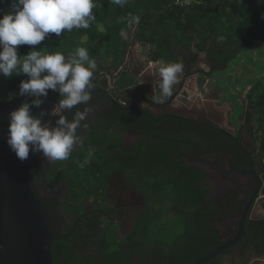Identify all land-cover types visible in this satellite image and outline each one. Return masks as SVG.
I'll return each mask as SVG.
<instances>
[{"label": "trees", "instance_id": "1", "mask_svg": "<svg viewBox=\"0 0 264 264\" xmlns=\"http://www.w3.org/2000/svg\"><path fill=\"white\" fill-rule=\"evenodd\" d=\"M94 2L97 4L93 9L96 20L89 28L62 32L59 37L50 33L38 45H23V55L35 49L40 50L42 55L60 52L67 57L75 48L84 47L90 58L96 60L94 74L98 72L101 61L110 57H113L112 66L116 69L118 58L123 55L120 48L122 37L119 33L121 29L128 31L130 27L122 23L121 19L129 14L139 15V24L131 25L134 39L150 46L152 51L150 50L149 58L152 60H175L174 48L180 47L191 54L190 63L205 52L210 61V72L223 71L238 54L247 52L257 42H264V0H190V3L182 5L175 4V0H128L124 7L111 3V0ZM0 10L9 11L10 0H0ZM98 25L103 27L102 31H99ZM85 35L87 38L83 41ZM100 53L101 57L104 55L106 58L104 61L99 58ZM122 75L123 80L133 82L125 78V70L118 78ZM27 79L24 74H14L8 78L0 76V98L18 106L24 102L30 103L31 97L18 95L20 82ZM248 86L244 96L247 103L243 124L255 135L254 140H258L257 151L264 158V82L258 79ZM52 92L49 90L48 94ZM36 109H31L35 115ZM143 119L147 126L143 127L144 132H154L155 116H144ZM200 129L191 119L166 114L156 132L161 135L170 133L169 138L199 143L194 137L195 133H189L188 130ZM181 130L183 131L180 132ZM204 131L209 143L229 151L236 160L237 167L251 166L240 146L225 132L209 128ZM95 143L100 157L105 155L103 144L100 145L102 140L96 138ZM80 153L75 152L74 156ZM108 153L109 157L117 160V149L111 146L106 150V154ZM173 155L174 151L169 146H158L151 141L147 143L146 139L140 147L126 155L124 166L121 162L104 163L101 158L98 162H90L85 166L93 180L98 179V173L105 165L108 169L123 171L147 193L150 202L128 238L119 237L114 231L117 237L111 236V240L107 242L105 253L102 252L103 260H95L92 264H134L132 260L135 256H140V251L144 255L155 251V255L159 253L157 255L163 257L159 256V260H168L170 264H182L183 253H186L183 264H190L204 258L221 245L211 222L221 214V210H217V205L208 200L210 189L205 182L204 172L187 162L185 167ZM255 160L260 167L258 170L264 171V159ZM69 163L71 168L68 174L72 175L70 187L74 189V193L76 191V194L78 192V195L86 196L87 187L91 188L92 185L79 188L77 184L81 179L88 180L90 176L80 172L77 163ZM222 215L229 216L230 212ZM245 225L246 241L227 249L206 264H248L251 259L260 258L264 254V219H247ZM161 230L171 235H158L162 233ZM120 239L126 240L121 244ZM184 239L186 246L183 245ZM62 247L63 253L60 254ZM73 251L69 240H55L52 245L53 264H77L78 256H74ZM225 256L230 258L225 259Z\"/></svg>", "mask_w": 264, "mask_h": 264}, {"label": "flooded vegetation", "instance_id": "2", "mask_svg": "<svg viewBox=\"0 0 264 264\" xmlns=\"http://www.w3.org/2000/svg\"><path fill=\"white\" fill-rule=\"evenodd\" d=\"M205 59L209 72L205 73L199 70L198 73L201 72L204 75L200 76L202 79H205L211 73L207 55ZM103 64L104 62L101 61L98 72L93 73L92 77L93 87H99L103 92L92 87L90 106L93 111L86 121L89 126L83 132V147L74 149L70 158L64 161L49 164L40 153H33L28 162V173L34 192L54 218L56 233L59 237L56 241L69 240L74 248L72 254L78 256L79 261L77 264H82V262L92 264L95 260H103L102 252L105 253L106 244L111 240V236H116L114 231L119 237L128 238L136 227L138 219L144 215L150 204L147 193L137 183L131 181L128 175L120 170L108 169L106 165L99 171L98 179L94 180L91 174H87L85 167L83 169L79 167L80 172H84V175L87 174L90 177L88 180L81 179L77 186L84 188L92 185V187H87L86 196H80L78 192L76 194V191L74 193V189L70 187L72 175L68 174L71 168L69 161L78 164L87 156L89 150L93 153L91 162H98L101 158L104 163L113 161L114 164H119L118 162H121V165L124 166L127 159L126 155L131 153L133 149L136 150L138 146L140 147L147 139V143L151 141L158 146H169L174 151V159L183 163L185 167L186 162L192 166H198L204 172L205 182L210 189L209 202L217 205V210H221L219 217H214L211 220L212 227L216 231L221 244L235 237L239 228L238 221L256 190L257 194L248 210L244 228L247 219H251V215L261 216L259 207L264 203L261 202L264 198V171L258 170L260 167L255 158H258V160L263 158L259 155L258 149L254 147V142L250 136H246L248 126L243 124L240 130L237 129L236 132H231L226 127L216 123L214 118H209L211 122L207 123L206 119L202 117L200 119L184 117L195 121L201 128L199 131L188 130L189 133H195L194 137L200 141L199 143L186 142L185 139L169 138L170 133L166 135L157 134V129L164 122V116L174 114L165 112L158 114L156 108L157 106L165 107L175 103L178 94L177 89H179L177 83L172 95L163 102L155 101L148 90H137L139 87L143 88L145 86L143 81H136V84L132 82L135 87L130 92L125 94L116 93L113 89L116 88L120 73H116V76H114V72L107 67L108 64ZM185 67L186 71H191L193 63L189 64L188 62ZM153 84L152 86L156 85ZM184 96L186 97V94ZM199 98H197V101H199ZM42 99H47L50 103L49 105L47 103L43 104L41 108V111L48 113L58 100V93L53 91L48 94L47 98ZM13 110L15 109L8 108L9 113ZM74 111L75 108L68 112L69 119H71ZM144 116H155L154 125L156 130L154 132H144L143 127H147L144 123ZM41 119L43 123L51 122L54 125L55 119H58V117H49L46 114ZM206 128L225 132L240 146L246 157H248L246 152L252 156L254 170L260 179L259 186L251 172V166L237 167L236 160L228 150L217 148L215 144L209 143L204 131ZM183 130L186 131V129ZM96 133L100 136L94 137ZM96 138L102 140V149L105 155L101 157L95 143ZM111 146L119 152L118 161L115 157H109V153L106 154V150ZM75 152L81 153L74 156ZM119 168L122 167L119 166ZM229 212L231 217L224 219L222 214ZM246 234L245 228V236L238 241L239 243L240 241H246ZM125 240H121L120 243L122 244ZM184 240L183 245L186 246V239ZM62 249L63 247L60 254L63 253ZM139 254L140 256L137 255L132 260L134 264H170L168 260H159L161 255L158 256L159 253L155 255V251L149 253L150 255H144L142 251ZM228 258L230 257L225 256V259ZM185 261L186 253H183L182 264Z\"/></svg>", "mask_w": 264, "mask_h": 264}, {"label": "clouds", "instance_id": "3", "mask_svg": "<svg viewBox=\"0 0 264 264\" xmlns=\"http://www.w3.org/2000/svg\"><path fill=\"white\" fill-rule=\"evenodd\" d=\"M127 2L111 0L120 7ZM95 7L94 0H10V10H0V76L26 75L28 79L20 82L18 95L32 98L30 103H22L8 115L6 143L20 161L26 160L31 150L51 164L69 159L74 149L83 147V132L89 126L86 121L93 111L90 101L97 63L84 47L75 48L66 57L60 52L42 55L35 49L19 56L17 46L38 45L50 33L59 37L62 32L87 29L96 20ZM139 21V15L132 14L121 19L128 26ZM119 35L127 39L125 29ZM158 72L159 101L163 102L172 95L184 66L167 63ZM49 90L58 93V100L49 113L33 114L31 109L40 107ZM74 108L69 119L68 112ZM46 114L58 117L54 125L42 123L41 118ZM92 155L89 150L78 167L83 169L89 164Z\"/></svg>", "mask_w": 264, "mask_h": 264}, {"label": "water", "instance_id": "4", "mask_svg": "<svg viewBox=\"0 0 264 264\" xmlns=\"http://www.w3.org/2000/svg\"><path fill=\"white\" fill-rule=\"evenodd\" d=\"M93 88L103 92L99 87L94 86ZM46 103L50 104L47 99H43V103L37 109V116L41 113L42 105ZM208 103L213 102L205 101L207 110L214 109ZM8 108L14 109L13 103L0 98V264H53L52 245L59 238L54 218L38 198L30 182L28 162L33 153L30 150L29 157L20 161L6 143L9 125ZM156 111L158 114L165 112L186 118H196L190 116L192 110H188L183 105L157 106ZM204 119L207 123L211 122L209 118ZM246 153L251 163V172L259 186L260 179L254 170L252 156ZM256 194L257 190L253 193L239 220V228L235 237L191 264L208 263L245 236L244 223ZM262 218L264 216L251 215V219Z\"/></svg>", "mask_w": 264, "mask_h": 264}, {"label": "crops", "instance_id": "5", "mask_svg": "<svg viewBox=\"0 0 264 264\" xmlns=\"http://www.w3.org/2000/svg\"><path fill=\"white\" fill-rule=\"evenodd\" d=\"M175 4H177V3H175ZM92 24H94V22ZM93 27L94 26H92V28ZM97 27H98L99 31L103 30V27L101 25H98ZM86 38H87V36L85 35V36H83L82 40L84 41V40H86ZM120 48H121L123 55L118 58L119 64H118L117 68L115 69V67L112 66L113 57H110L105 61L103 60L105 62L103 65L108 64L107 67L111 71L113 69L115 75H116V73H120L118 75V77L121 75V72L123 70L128 71V72H126L127 74L129 73V74L133 75L131 77V80L134 82V84H136V81H140V82L143 81L145 86L143 88L139 87L137 90H141V89H142V91L148 90L151 92L150 96L155 101H157V100L159 101V93H160V90L158 87L159 80H160L159 72H158L159 68L161 66L167 64V63H182L184 66V72L178 79V82H177V85L179 87V89H177L178 94L176 95L175 103L172 105H174V106H178V105L186 106V108L188 110H190V111L192 110L191 113L193 115L192 114H189V115L196 117V118H201V117L202 118H214L216 123L226 127L231 132H234V131L236 132L237 129L240 130V128L242 127L243 123L245 122V115H243L240 118V122H239L238 126L230 125V119H229L230 107H229V105L227 104V106H225L224 109H221V106L219 105V103L216 102L215 97L212 100V98L208 99L205 96V94H203L206 91V88H207L206 85H202V87L201 88L199 87L200 89H198L197 81L200 80L201 75L203 76V74L201 72L198 73V71L200 70V71L205 72V73L209 72V67H208V64H207L206 59H205V56H206L205 52L200 53L197 60L192 62L193 63L192 70L187 71V73L191 72L193 74L191 79L194 80V84H193L194 87L190 86V89H188L186 87L187 84H186V67L185 66H186V63L189 62L191 54L187 50H182L180 47H175L174 48V55H173L176 58L175 60L166 59V58H159V59L152 60L149 58L150 57L149 53L152 51V49H150V46L148 44L144 45V43L138 42L134 39V31L131 28V26L129 27V29L127 31V39L122 38ZM18 55L23 56L22 49H20ZM100 57H101V55L99 56V58ZM21 59H22V57H21ZM101 60H102V58H101ZM189 64H190V62H189ZM203 64H204V66H202ZM110 70H109V73H110ZM136 71H138V73ZM109 73H107V74H109ZM146 77H148V81H147ZM207 77L208 76H206V78ZM117 79H120V78H117ZM153 83L156 85H154ZM152 84L154 86H152ZM174 85H176V84H174ZM191 89H193V90H191ZM188 90L195 95V98L192 99L189 97L188 101H186V97L184 96V94H186V92ZM198 97H200L199 101H197ZM166 100H164V101H166ZM205 101H212L213 103H208V104H209V106L213 107L214 109L207 110L208 108H205L203 106V105H206ZM101 137H102V135H101ZM101 144L102 143H100V145ZM259 210L261 213H264V211H262V210H264L263 208L259 207ZM261 216H264V214H261ZM216 217H219V216H216ZM230 217H231V214L229 216L223 215L224 219L230 218ZM226 220H231V219H226ZM226 220H224V221H226ZM241 239H243V238H241ZM238 244H239V242L233 246L235 247ZM232 259H236V258H232ZM248 264H264V254L260 258L251 259L248 262Z\"/></svg>", "mask_w": 264, "mask_h": 264}, {"label": "rangeland", "instance_id": "6", "mask_svg": "<svg viewBox=\"0 0 264 264\" xmlns=\"http://www.w3.org/2000/svg\"><path fill=\"white\" fill-rule=\"evenodd\" d=\"M3 11H5V9H3ZM101 58L102 60L106 59L104 55H102ZM202 66H204V64ZM114 76L116 75L114 74ZM132 76L133 75L126 73L125 78L131 80ZM192 76L193 74L191 72L187 73L186 71V87L188 89H190V86H193L194 84V80L191 79ZM123 77L124 76L122 75L120 79H117L116 88L113 89L114 92L125 94L127 92H130L135 87L133 83L127 80H123ZM146 79L148 81V77H146ZM258 79L264 82V42H257L256 44L252 45L247 52L238 54L234 59H232L227 69L223 71L211 72L207 78L205 77V79L203 78L202 80L196 81L198 84V89H200L202 85L207 86L206 91L203 94H205L208 99H213L215 97L216 102L219 103L221 109H224L227 104L229 105L230 125L238 126L240 118L244 115V112L246 110L247 100H245L244 96L247 89L249 88L248 85H252ZM174 87L175 85H173V89ZM188 97L193 99L195 98V95L188 90L186 92V101H188ZM203 106L206 108V105ZM13 107L14 109H17V107L19 106L13 104ZM247 130L248 134L246 136H250V138L254 142V147L258 148V140H254L255 135H252V132L249 129ZM255 133L260 136V133L256 130ZM96 136L100 135L96 133L94 137ZM85 170L87 171L86 168ZM87 174H90L89 171H87ZM261 202H264V199L261 200ZM261 208L264 209V203L261 204ZM261 214L264 213L260 212V215ZM161 232L162 233L158 235L163 237L171 235L168 234V232H164L163 230H161Z\"/></svg>", "mask_w": 264, "mask_h": 264}, {"label": "built area", "instance_id": "7", "mask_svg": "<svg viewBox=\"0 0 264 264\" xmlns=\"http://www.w3.org/2000/svg\"><path fill=\"white\" fill-rule=\"evenodd\" d=\"M175 3H177V4H188V3H190V0H175ZM23 48V45H20V46H17V51H18V53H19V51H20V49H22Z\"/></svg>", "mask_w": 264, "mask_h": 264}]
</instances>
